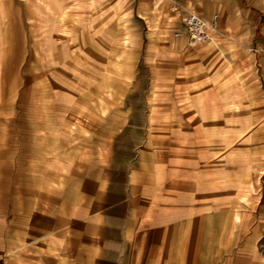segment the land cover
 I'll list each match as a JSON object with an SVG mask.
<instances>
[{
  "label": "crops",
  "instance_id": "1",
  "mask_svg": "<svg viewBox=\"0 0 264 264\" xmlns=\"http://www.w3.org/2000/svg\"><path fill=\"white\" fill-rule=\"evenodd\" d=\"M78 3L116 12L111 52L127 65L142 18L158 27L172 12L184 29L176 6L219 13V30L264 48V0H0V264H264L263 194L206 211L203 195L189 199L188 174L174 176L187 165L146 146L119 77L62 82L76 71L61 61L76 58Z\"/></svg>",
  "mask_w": 264,
  "mask_h": 264
},
{
  "label": "rangeland",
  "instance_id": "2",
  "mask_svg": "<svg viewBox=\"0 0 264 264\" xmlns=\"http://www.w3.org/2000/svg\"><path fill=\"white\" fill-rule=\"evenodd\" d=\"M77 7L76 58L61 61L76 71L62 82L97 84L119 77L129 89L126 110L141 115L146 146L158 147L161 156L169 149L177 167L187 165L174 176L188 174L190 200L203 195L206 211L254 207L264 195V48H251L223 28L213 42L189 46L174 36L170 12L158 27L151 22L149 28L142 18L139 57L127 65L126 55L111 52L116 12ZM124 18H133L132 9L126 8ZM96 19H109V25H94ZM104 31L108 43L101 42ZM118 61L124 74L111 75Z\"/></svg>",
  "mask_w": 264,
  "mask_h": 264
},
{
  "label": "built area",
  "instance_id": "3",
  "mask_svg": "<svg viewBox=\"0 0 264 264\" xmlns=\"http://www.w3.org/2000/svg\"><path fill=\"white\" fill-rule=\"evenodd\" d=\"M219 13L206 17L193 11H183L175 7V18L184 29H177L175 36L184 37L190 46L211 43L215 40V33L219 30Z\"/></svg>",
  "mask_w": 264,
  "mask_h": 264
}]
</instances>
